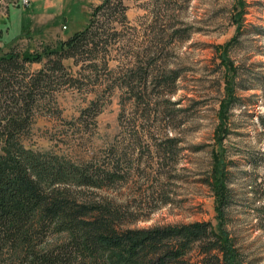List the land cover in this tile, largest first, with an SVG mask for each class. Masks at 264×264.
<instances>
[{"label": "rangeland", "instance_id": "rangeland-1", "mask_svg": "<svg viewBox=\"0 0 264 264\" xmlns=\"http://www.w3.org/2000/svg\"><path fill=\"white\" fill-rule=\"evenodd\" d=\"M113 1L122 2L125 20L111 4L91 31L105 32L107 43L116 39L117 44L107 51L100 48L90 67L80 56L63 61L64 71L56 73L30 113L29 127L19 137L22 145L74 166L114 163L115 177L102 188L72 180L57 185L78 200L116 206L124 228L207 222L215 230L214 202L205 180L211 150L217 148L216 113L225 95L221 50L216 48L237 37L227 52L236 68L239 106L226 118L223 140L234 190L226 227L246 264H264V164L250 163L258 151L264 152L259 118H264V96L258 86L264 81V0H243L240 6L237 0ZM100 4L63 0L59 15L57 9L42 14L22 0H0V55L57 49L86 26ZM241 9L237 35L233 17ZM46 61L44 57L26 69L34 73ZM136 63L152 69L163 83L142 85L136 91L139 100L130 88L114 86ZM252 180L260 185L254 201ZM33 243V255L55 252L64 264H110L109 253L75 251L65 234L53 230ZM33 255L0 238V264H40ZM197 259L195 251L188 254V261Z\"/></svg>", "mask_w": 264, "mask_h": 264}, {"label": "trees", "instance_id": "trees-1", "mask_svg": "<svg viewBox=\"0 0 264 264\" xmlns=\"http://www.w3.org/2000/svg\"><path fill=\"white\" fill-rule=\"evenodd\" d=\"M237 1L239 6L243 5V0ZM111 4L125 20L121 1L101 0V4L92 9L86 26L59 42L57 49L33 55L15 51L0 55V238L8 245L33 255V240L47 230H53L65 234L75 251L93 255L109 253L110 264H246L226 227L234 190L229 179L231 165L226 158L223 140L228 133L226 118L232 109L239 106L235 105L236 68L227 59V52L237 37L221 49L216 48L221 50L219 56L224 69L225 95L216 113L213 138L217 148L214 146L211 150L210 168L205 180L213 197L215 230L207 222L124 228L123 215L116 206L88 199L78 200L68 188L57 185L72 180L86 187L102 188L115 177L110 169L114 163L97 167L74 166L32 153L22 145L19 137L29 127L30 113L43 98L53 78L57 79V74L64 71L63 61L80 56L90 67L95 64L93 56L100 52V48L107 51L117 44L116 39L107 43L105 32L91 31L97 17L112 9ZM242 15L241 9L233 17L237 35L241 30ZM101 34L105 36L103 44ZM139 55L136 53L137 57ZM44 57L47 61L41 69L34 73L27 71V65L42 63ZM76 78L72 75L70 79L76 81ZM118 80L114 81V86L130 88L138 100L136 91L142 85L148 83L158 87L163 84L156 81L152 69L146 67L143 70L137 63L135 69ZM263 85L264 81L258 85L262 97ZM259 118L264 127V118ZM256 154L250 163L257 167L259 163L264 164V152ZM115 159V163L119 161V157ZM259 186L252 180L253 201L257 199ZM258 211L262 212L261 209ZM192 251L198 255L194 262L188 261V254ZM33 257L35 263L64 264V259L61 260L55 252Z\"/></svg>", "mask_w": 264, "mask_h": 264}, {"label": "crops", "instance_id": "crops-1", "mask_svg": "<svg viewBox=\"0 0 264 264\" xmlns=\"http://www.w3.org/2000/svg\"><path fill=\"white\" fill-rule=\"evenodd\" d=\"M29 1H30V3H29L28 7L31 6V8L33 7L37 11L38 10L43 11V12H41L42 14H44V12L47 11L48 9H52L53 11H55L57 9L58 14H59L61 12L62 5H63V0H29ZM42 14H41V16L43 17ZM59 15H61V14H59ZM53 16L54 15H52L51 17H53ZM64 21H66V20L64 19Z\"/></svg>", "mask_w": 264, "mask_h": 264}, {"label": "built area", "instance_id": "built-area-1", "mask_svg": "<svg viewBox=\"0 0 264 264\" xmlns=\"http://www.w3.org/2000/svg\"><path fill=\"white\" fill-rule=\"evenodd\" d=\"M29 3H30L29 0H22V4L25 7L29 6ZM63 29L65 30V27H63Z\"/></svg>", "mask_w": 264, "mask_h": 264}]
</instances>
